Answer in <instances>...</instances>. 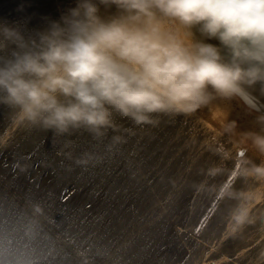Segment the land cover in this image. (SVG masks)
Instances as JSON below:
<instances>
[{"label": "rangeland", "instance_id": "obj_1", "mask_svg": "<svg viewBox=\"0 0 264 264\" xmlns=\"http://www.w3.org/2000/svg\"><path fill=\"white\" fill-rule=\"evenodd\" d=\"M17 4L0 0V24L31 33L59 19L46 5L20 10ZM100 11L107 16L115 8ZM248 108L236 95L214 96L186 114H154V124L113 113L116 127L101 129L102 135L85 127L57 133L18 123L8 130L1 169L15 198L0 197V264H57L68 250L87 256L89 264H115L113 250L133 244L148 218L156 224L145 233L151 241L131 264L200 263L212 256L207 246L219 253L223 206L239 173L252 169L264 184V150L255 142L264 137V123ZM197 121L208 124L205 137L190 132ZM262 194L257 203L264 202ZM171 220L186 227V237L173 236ZM261 246L264 251V234Z\"/></svg>", "mask_w": 264, "mask_h": 264}, {"label": "clouds", "instance_id": "obj_2", "mask_svg": "<svg viewBox=\"0 0 264 264\" xmlns=\"http://www.w3.org/2000/svg\"><path fill=\"white\" fill-rule=\"evenodd\" d=\"M100 6L115 12L102 16ZM257 83L264 0H76L38 31L0 24V104L57 133L102 135L116 127L113 113L154 124V114H186ZM255 142L264 150V137Z\"/></svg>", "mask_w": 264, "mask_h": 264}, {"label": "bare ground", "instance_id": "obj_3", "mask_svg": "<svg viewBox=\"0 0 264 264\" xmlns=\"http://www.w3.org/2000/svg\"><path fill=\"white\" fill-rule=\"evenodd\" d=\"M16 4L17 5L20 4V10L34 9L40 5L41 6L46 5L51 10L50 12H52V14L56 15V17L59 18L61 14L65 13L69 8L75 6L76 0H16ZM49 21L51 20H48L45 23V26H42V28H45ZM192 31L194 34V38L196 40L203 41L205 43L216 46L220 50V54L222 58L224 59V61L227 62L231 59L228 50L224 48V46L220 43L219 40L215 38L213 39L206 38L196 28H193ZM27 33H30V30L27 31ZM239 96L241 97L243 102L246 104V106L250 107L251 110L249 108L248 110L251 111L255 116H258V115L264 116V83H257L254 86L246 87L245 91L242 92ZM23 122L24 121L19 122L17 120L16 112L14 110L10 109L8 106L0 104V197L1 196L5 197V195H8L10 196V198L11 197L15 198L13 193L8 194V192H11V190L4 182L3 173L1 169L7 158V154H9L8 149L6 148V139L9 133L8 130L13 129L14 126L17 125L18 123L22 124ZM207 126L208 124H206L205 122L197 121L195 129H193L190 132L192 133L197 132L196 134H199L205 137L204 135L207 134V132H209L210 130V129L208 130ZM206 140H204V142ZM203 145L205 146V143ZM251 170L247 171L246 169V171H241L239 173L236 184L234 185L233 191L232 192L230 191L231 192L230 195L227 194L228 197L226 201L224 202L223 214L220 220L221 222L220 226L221 228H223V232L221 233L220 237L218 236L219 238H217V242H216V244L218 245L220 249L219 253L218 251L211 252L212 249L214 248L211 249L209 246H207L206 248L208 249V251H210V253H212V256L211 255L207 256L200 263H193V264H264V251H262V249L260 248L261 236L262 234H264V202L257 203V198L259 196L261 197L260 193L263 192L264 194V184L262 186L263 181L261 182V176H259L258 174H253L254 172L252 173ZM207 173H208V176L212 178L214 177L216 170L214 168H210ZM222 173H224V171ZM219 191H220V188H217V190L215 191L213 195V198L216 197ZM154 220L155 218L146 219V221L141 227L143 228V230H138L136 234L132 235L131 239H133V244L121 243L120 245H118L113 250L115 252V255L114 257L110 259V261H112L115 264H131L136 259V257L141 252H143L142 250L145 249L146 245L151 241V236L146 237L145 233L152 231L154 229L156 225L154 224ZM171 230H172L173 236L178 239H182L186 237L188 233L186 227L179 226L178 222L175 220H171ZM54 238L59 246L66 247V248L68 247L67 244L61 241L60 238H58L57 236H55ZM223 251H226V252H223ZM67 255H68V258L61 260L57 264H67L70 260H72L75 264H89V260L87 259V256H81L73 252L72 250L71 251L68 250Z\"/></svg>", "mask_w": 264, "mask_h": 264}]
</instances>
